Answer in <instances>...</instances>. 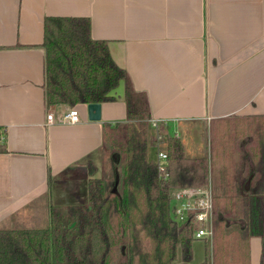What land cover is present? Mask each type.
Instances as JSON below:
<instances>
[{"label": "crops", "instance_id": "crops-1", "mask_svg": "<svg viewBox=\"0 0 264 264\" xmlns=\"http://www.w3.org/2000/svg\"><path fill=\"white\" fill-rule=\"evenodd\" d=\"M48 17L89 19L92 37L108 43L147 97L149 119L180 137L190 158L208 157L196 144L213 123L242 133L264 116V0H0V226L38 227L25 220L32 211L48 222L50 205L88 203L89 180L102 174L105 125L128 120L121 81L115 99L101 103L100 121L80 104V123L47 124L49 112L70 108L46 106ZM251 142L238 148L246 153ZM250 246V264H264V239L253 236Z\"/></svg>", "mask_w": 264, "mask_h": 264}, {"label": "trees", "instance_id": "trees-1", "mask_svg": "<svg viewBox=\"0 0 264 264\" xmlns=\"http://www.w3.org/2000/svg\"><path fill=\"white\" fill-rule=\"evenodd\" d=\"M43 47L48 108L113 101L124 81L128 120L105 125L102 174L89 180L88 203L50 205L44 227L0 226V264H190L195 224L172 219L171 198L179 188L208 184L209 158L188 157L182 139L161 125L170 175L159 176L149 158L156 137L148 99L134 90L108 43L92 37L89 19L48 17ZM256 118L260 122L242 133L216 128L210 168L215 234L212 261L202 264H250L251 238L264 239V116ZM249 135L244 153L238 143ZM250 173L255 177L245 190Z\"/></svg>", "mask_w": 264, "mask_h": 264}, {"label": "built area", "instance_id": "built-area-1", "mask_svg": "<svg viewBox=\"0 0 264 264\" xmlns=\"http://www.w3.org/2000/svg\"><path fill=\"white\" fill-rule=\"evenodd\" d=\"M81 122V116L77 106L70 107L59 117L54 112L47 115V124H77ZM154 130L156 143L153 145L159 176L167 179L169 172V157L167 151L161 146L159 133L161 121L149 119ZM177 136V135H176ZM171 217L178 224L193 223V237L195 239H210L213 243L215 234V204L212 184L209 182L204 187L186 186L175 190L171 198Z\"/></svg>", "mask_w": 264, "mask_h": 264}, {"label": "rangeland", "instance_id": "rangeland-1", "mask_svg": "<svg viewBox=\"0 0 264 264\" xmlns=\"http://www.w3.org/2000/svg\"><path fill=\"white\" fill-rule=\"evenodd\" d=\"M216 128H217V126H216V122H215V123L212 124L211 127L208 128V130H205L203 132V139H204L203 144L202 145H199V144L197 145L196 144L198 150H200V152H203L206 155H208V157H210L213 145L215 144ZM192 142H198V141L195 139ZM150 152H151L150 153L151 155H149V158L150 159L155 158L156 155L154 154V148L153 147L150 148ZM189 156H192V155L189 154ZM99 162H100L99 166L102 167V161L100 160ZM32 212H31V215H28L29 216V220L25 219V220H27L26 221L27 223L31 222L30 224H27L28 226H30V227H33V226L44 227V226L47 225V224L45 225L47 220L44 217L42 218V214H37L36 215V212L35 213H32ZM19 218L22 219V218H27V217L24 216V214H21L19 216ZM228 221L231 224V226L238 224L237 221H236V224H232V223H234L233 220L232 221L228 220ZM239 222H240V224L244 223L243 220H239ZM21 223H24L23 220L21 221ZM18 227H20V225H18ZM232 227H238V226H232ZM204 239H206V240L195 239L194 242H193V251H194V256L193 257L194 258L192 260V264H202L206 260V258H209V259L211 258V261H212L213 243H211L210 239H208L206 237Z\"/></svg>", "mask_w": 264, "mask_h": 264}, {"label": "water", "instance_id": "water-1", "mask_svg": "<svg viewBox=\"0 0 264 264\" xmlns=\"http://www.w3.org/2000/svg\"><path fill=\"white\" fill-rule=\"evenodd\" d=\"M87 114L91 121H100L102 119V104L101 103H89L87 104ZM253 175H251L250 179ZM248 181V185H249ZM247 185V186H248Z\"/></svg>", "mask_w": 264, "mask_h": 264}]
</instances>
